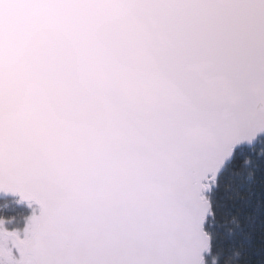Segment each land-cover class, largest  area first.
<instances>
[{
    "label": "snow or ice",
    "instance_id": "snow-or-ice-1",
    "mask_svg": "<svg viewBox=\"0 0 264 264\" xmlns=\"http://www.w3.org/2000/svg\"><path fill=\"white\" fill-rule=\"evenodd\" d=\"M0 193V264H264V0H0Z\"/></svg>",
    "mask_w": 264,
    "mask_h": 264
},
{
    "label": "trees",
    "instance_id": "trees-1",
    "mask_svg": "<svg viewBox=\"0 0 264 264\" xmlns=\"http://www.w3.org/2000/svg\"><path fill=\"white\" fill-rule=\"evenodd\" d=\"M36 207L32 205L22 203L18 199H12L0 196V220H4L6 223L16 222L22 223L26 218L34 213Z\"/></svg>",
    "mask_w": 264,
    "mask_h": 264
},
{
    "label": "rangeland",
    "instance_id": "rangeland-1",
    "mask_svg": "<svg viewBox=\"0 0 264 264\" xmlns=\"http://www.w3.org/2000/svg\"><path fill=\"white\" fill-rule=\"evenodd\" d=\"M35 207H36V209H35V214L36 215H39V208L36 206V205H34ZM34 214V213H33ZM32 214V215H33ZM32 215L31 216H29L28 218H26L25 219V221L24 222H22V223H16V222H10V223H5V228L8 230V231H19L20 232V234H21V238H23V232H24V229L26 228V226H27V221H28V219H30L31 217H32ZM17 255H18V253H17Z\"/></svg>",
    "mask_w": 264,
    "mask_h": 264
},
{
    "label": "water",
    "instance_id": "water-1",
    "mask_svg": "<svg viewBox=\"0 0 264 264\" xmlns=\"http://www.w3.org/2000/svg\"><path fill=\"white\" fill-rule=\"evenodd\" d=\"M1 196L3 197H8V198H13V199H19L21 201V198L19 197V195H13V194H4V193H0ZM23 203H28L27 201H24ZM35 204V203H33ZM38 208H39V205L35 204ZM40 211V209H39Z\"/></svg>",
    "mask_w": 264,
    "mask_h": 264
}]
</instances>
